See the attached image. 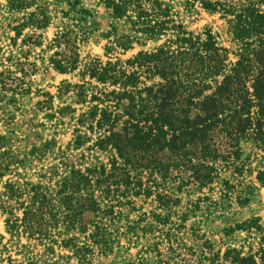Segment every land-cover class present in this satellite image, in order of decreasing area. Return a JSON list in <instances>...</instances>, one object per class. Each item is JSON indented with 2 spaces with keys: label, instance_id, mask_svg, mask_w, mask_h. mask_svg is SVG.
I'll return each mask as SVG.
<instances>
[{
  "label": "trees",
  "instance_id": "trees-1",
  "mask_svg": "<svg viewBox=\"0 0 264 264\" xmlns=\"http://www.w3.org/2000/svg\"><path fill=\"white\" fill-rule=\"evenodd\" d=\"M52 1L68 9L48 45V62L79 79L58 86L57 97L68 98L66 104L54 109L48 92L38 104L51 126L72 121V137L64 146L53 136L19 151L0 135V212L9 235L2 247L24 248L22 260L8 252L7 263L57 264L32 250L41 245L46 254L55 246L67 249L78 264H180L184 247L174 230L184 226L191 210L186 204L182 217L177 215L182 186L177 182L169 189L167 182L176 181L172 172H184L196 187L205 186L217 179L214 163L233 162L242 140L264 142V0H194L226 23L235 43L234 61L210 29L188 30L166 0H99L109 17L103 33L106 60L81 58L80 45L89 33L81 22L91 15L79 7L81 0H7L9 11L25 12L11 27L15 37L23 34L22 46H41ZM148 42L154 46L142 48ZM134 45L141 49L119 57ZM20 52L27 58V50ZM7 61L0 70V89L28 94L27 66L34 64L12 54ZM74 105L81 106L77 114ZM217 135L226 139L224 149L215 142ZM84 148L105 153L106 160L86 155ZM258 179L264 180L260 173ZM222 183L230 187L229 179ZM137 198L150 199L149 209L137 205ZM142 221V231L153 234L155 242L135 260L118 261L120 249L137 242ZM257 221L246 219L237 226L260 234L257 248H226L218 264H264V229ZM21 237L28 244L16 242ZM195 239L212 254L202 258L214 264L219 251H213L209 239Z\"/></svg>",
  "mask_w": 264,
  "mask_h": 264
},
{
  "label": "rangeland",
  "instance_id": "rangeland-1",
  "mask_svg": "<svg viewBox=\"0 0 264 264\" xmlns=\"http://www.w3.org/2000/svg\"><path fill=\"white\" fill-rule=\"evenodd\" d=\"M166 1L172 5L176 18L188 30L201 32L204 29H210L218 44L229 49L230 61L235 60L234 55L231 53L235 49V43L227 31L226 23L220 18L219 14L205 11L194 0ZM79 7H86L91 10V15L85 16V21L81 22L89 31L87 42L80 45L81 58L90 55L106 60L103 55V46L106 43L103 33L108 29L107 9L99 0H81ZM262 8L264 9V5ZM67 9L68 6L63 2L52 1L49 4L50 22L41 32L42 44L28 49V47L21 45L23 34L15 37L14 31L11 29L12 25L22 21L25 12L9 11L7 0H0V46L2 48L0 70L8 65L7 57L10 54L15 55L21 61L34 64V66H27L29 73V78H27L31 85L28 94L23 96L13 95L10 91L4 92L0 89V135L5 136L7 146L12 149L23 151L53 136L58 141L57 144L64 146L72 137V121H66L55 128L44 117L45 112L39 110L40 105L38 104V101L46 98L43 96L44 92H48L53 96L52 105L54 109L66 104L69 102L68 98L59 99L57 97L58 86L62 81L77 82L79 79L75 72L60 73L54 70L48 62V55L51 53V51H48V45L57 31L56 25L62 20L63 12ZM70 15L79 16L74 13ZM63 20L67 21L66 18H63ZM27 32L28 29L23 31L24 34ZM11 38L16 39V45L11 46ZM153 46V42H148L142 48L151 49ZM21 48L27 50V58H23L20 52ZM139 49H141L140 46L134 45L133 48L118 55L121 59H126L134 55ZM74 107L77 109L76 114L79 113L81 106L74 105ZM214 140L221 149L228 145L225 142L226 139L221 135L215 136ZM237 149H239V155L233 157V162L229 160L228 163L223 161L214 163L217 167L218 176L214 182L208 185L196 187L187 179L186 173L172 172V175L176 176V181L174 182L171 178L169 180L171 182H167L169 189L177 182H180L182 186V193H180L182 195L181 207L175 208L179 210L177 215L182 217L180 214L181 209H184L186 204L191 210L184 219V226L181 228L175 227L174 230V234L177 235V239L183 243L182 247H184L177 263L197 264V261L203 259L202 257L212 258L211 252L203 245V240H196L195 235L209 239L213 251H219V257L216 259V256H214V264L221 262L220 256L226 248L235 247L239 249L242 247L244 251L248 250V245H251L254 249L257 248L260 234L254 228L243 230L238 229L237 226L246 219L255 218L258 219L257 223L261 229H264V180L261 182L258 179L259 173L260 179H264V142H257L253 139L242 140ZM84 153L86 155L89 153L95 154L99 159L106 160V154L95 149L87 150L84 148ZM27 166L33 167L31 164H27ZM29 169L34 171V168ZM26 177H32L31 180H35V177L31 174L26 175ZM224 177L229 179V188H226L222 183ZM145 178H147L146 175ZM176 186H174L175 190ZM164 187L166 190L168 189L166 186ZM136 203L137 205H143L144 209H149L151 204L150 199L143 202L140 201V198L136 199ZM177 215L174 219L180 217ZM192 227H194V230ZM144 228L145 221H142L137 228V242L129 245L127 251L121 248L118 252V261L119 259H124L126 262L132 259L135 260L141 249L155 242L153 234L146 230L142 231ZM8 239L9 235L6 233L4 226V215L0 212V264H8L6 260L8 252L14 259L22 260L23 258L20 254L21 251L23 252V247L15 246L9 251L2 247L3 244H7ZM16 242L28 244L24 237ZM125 244L126 242L122 239V245L125 246ZM41 247V245L34 246L32 250L42 253L44 258L50 259V262L78 264L74 258L68 257L70 252L63 247L55 246L54 252L49 254L42 252ZM203 264H209V261L203 259Z\"/></svg>",
  "mask_w": 264,
  "mask_h": 264
}]
</instances>
